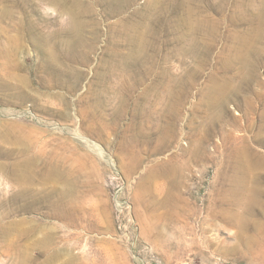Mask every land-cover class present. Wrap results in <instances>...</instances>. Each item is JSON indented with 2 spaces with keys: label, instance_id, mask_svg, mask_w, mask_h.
I'll use <instances>...</instances> for the list:
<instances>
[{
  "label": "rangeland",
  "instance_id": "obj_1",
  "mask_svg": "<svg viewBox=\"0 0 264 264\" xmlns=\"http://www.w3.org/2000/svg\"><path fill=\"white\" fill-rule=\"evenodd\" d=\"M0 264H264V0H0Z\"/></svg>",
  "mask_w": 264,
  "mask_h": 264
},
{
  "label": "bare ground",
  "instance_id": "obj_2",
  "mask_svg": "<svg viewBox=\"0 0 264 264\" xmlns=\"http://www.w3.org/2000/svg\"><path fill=\"white\" fill-rule=\"evenodd\" d=\"M3 57V56H2Z\"/></svg>",
  "mask_w": 264,
  "mask_h": 264
}]
</instances>
